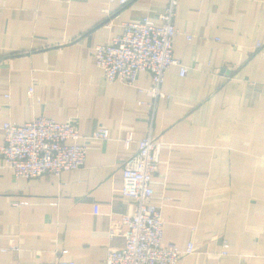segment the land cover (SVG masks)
<instances>
[{"label": "crops", "instance_id": "0c3cea01", "mask_svg": "<svg viewBox=\"0 0 264 264\" xmlns=\"http://www.w3.org/2000/svg\"><path fill=\"white\" fill-rule=\"evenodd\" d=\"M166 4L0 0V145L5 121L46 115L75 121L87 146L81 168L31 178L0 154V264H106L134 209L123 165L150 130L163 244L195 243L177 264H264V0H179L174 55L187 73L169 67L158 98L149 71L110 81L95 46ZM100 126L108 139L93 136Z\"/></svg>", "mask_w": 264, "mask_h": 264}, {"label": "built area", "instance_id": "2783aa9c", "mask_svg": "<svg viewBox=\"0 0 264 264\" xmlns=\"http://www.w3.org/2000/svg\"><path fill=\"white\" fill-rule=\"evenodd\" d=\"M119 2L125 5L128 0ZM178 5L179 0H167L158 20L124 21L121 33L95 46L96 63L110 81L120 79L133 85L140 72L149 71L154 85L147 91L158 98L166 95L162 85L169 67L178 64L181 74L187 73L188 67L174 55V37L181 32L175 24ZM3 129L5 142L0 145V154L17 178L60 175L65 170L81 168L86 162L87 146L78 142L80 133L73 120L58 121L39 115L25 123L5 121ZM93 136L108 139L109 129L100 126ZM160 153L161 142L150 130L139 140L138 151L124 162L121 193L133 199L134 209L122 214L125 243L108 252L106 264H177L181 257L195 252L194 241L184 247L163 244L162 206L152 202L153 175L161 163ZM56 264L73 263L57 259Z\"/></svg>", "mask_w": 264, "mask_h": 264}]
</instances>
